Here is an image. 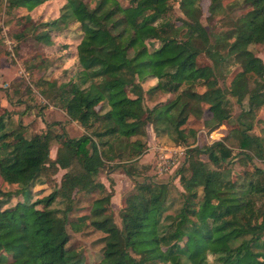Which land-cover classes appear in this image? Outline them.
Instances as JSON below:
<instances>
[{
    "label": "trees",
    "instance_id": "trees-1",
    "mask_svg": "<svg viewBox=\"0 0 264 264\" xmlns=\"http://www.w3.org/2000/svg\"><path fill=\"white\" fill-rule=\"evenodd\" d=\"M4 1L5 11H30L47 0ZM200 1L179 0L184 16L176 23L167 17L170 0H66L56 18L41 23L48 27L35 37L48 44L59 21L72 20L71 29L78 31L75 74L48 83L57 86L54 95L85 131L69 136L63 128L53 131L59 121H52L26 134L19 125L9 126V110L0 103V264H264V133L252 131L255 110L264 104V61L253 49L264 45V0H241L245 10L213 43L200 20ZM220 6L221 0H210L209 10ZM201 41L213 70L197 61ZM150 42H156L151 49ZM66 58L61 55V61ZM230 64L239 68L223 87L218 72ZM153 78L156 82L144 87ZM156 91L173 97L147 105L145 93ZM229 97L240 104L247 100L229 130L239 149L223 138L189 146L187 154L202 151L215 167L199 161V176L188 173L191 162L178 167L181 202L163 224L173 199L167 182L135 181L121 207L130 223L121 229L110 210L111 192L96 178L105 160L115 158V143L132 149L129 156L135 159L145 142L131 136L145 134L150 123L155 132L187 144L204 111L211 130L231 121ZM104 103L109 107L101 113L96 106ZM98 118L111 122L94 128ZM108 134L114 138H104ZM53 140L58 146L51 158ZM236 156L252 169L228 179L227 165ZM49 167L65 169L60 184L32 198L33 186ZM77 191L100 193L87 214L68 213ZM13 196L15 203L3 207ZM56 198L65 205H53ZM89 226L103 232L95 261L86 259L76 235L89 232Z\"/></svg>",
    "mask_w": 264,
    "mask_h": 264
},
{
    "label": "rangeland",
    "instance_id": "rangeland-1",
    "mask_svg": "<svg viewBox=\"0 0 264 264\" xmlns=\"http://www.w3.org/2000/svg\"><path fill=\"white\" fill-rule=\"evenodd\" d=\"M66 0H47L42 4L35 6L30 11L24 7L12 8L5 11V1L0 0V103L9 110V126H20L26 134L42 131L46 129V123H54L51 128L53 131H60L62 128L69 136H79L85 129L77 121L70 119L61 106L62 99L59 95H54L57 86L48 83L50 79L59 77L61 81H67L76 72V45L80 39L78 31L71 29L72 20L67 23L59 21L58 29L52 32V42L50 44L38 40L35 37L40 29L48 27L42 26L41 23L56 18L62 10ZM171 9L167 17L180 23L179 17L184 16L179 0H170ZM241 0H221V6L214 12H210V0H201L200 20L203 23L208 43H213L216 36L231 27L234 17L244 11L246 6L240 4ZM93 4V2L91 3ZM74 29V28H73ZM156 42H150L151 49ZM204 43L197 42L198 49L197 61L204 66L206 71L213 70L212 60L206 55L203 49ZM256 54L264 61V45L257 44L253 47ZM67 55L66 60L61 61V55ZM66 67V68H65ZM65 68V69H64ZM239 65L230 64L218 72V82L223 87H228L229 81ZM218 71V69H217ZM76 79V77H74ZM156 82V79H147L144 87ZM52 86V87H51ZM173 97V93L156 91L151 94L145 93V103L154 105L168 98ZM232 105L231 121L223 123L211 130L209 125L203 122L208 116L204 111L199 118L201 123L198 125L197 120L193 125L197 126L194 137L188 138L185 144L181 140L173 139L164 133L154 131L152 125H146V133L132 135L131 139L141 138L145 144L143 150L135 159L129 156V147L118 146L115 143V158L105 160V164L100 167L96 178L102 181L107 190L111 192L110 210L116 224L123 230L130 223L128 217L124 216L121 210L123 199L134 187L135 181L152 180L157 182H167L172 197V204L164 212L162 224L168 221V213H174L181 202V191L183 190L178 175V167L181 165L194 164L188 173L194 172L196 176L201 173L199 161H205L209 166L215 167L209 162L206 154L202 151L193 150L187 154L189 146H203L211 143L215 139L223 138L225 142L233 147H237L236 137L230 129L236 126V117L241 109L247 107V100L244 99L242 104L235 101L234 97H229ZM107 103L98 105L96 108L102 113L108 109ZM1 111V109H0ZM253 132L264 133V104L255 110L253 117ZM19 122V123H18ZM107 121L98 118L94 121V128L102 129ZM230 133V134H229ZM104 138L113 139L114 135L108 134ZM58 142L53 140L50 145V157L56 155ZM235 157L233 162L227 165L228 179H240L244 169H252L251 163H241ZM199 159V160H198ZM119 166L112 165L115 162ZM254 162L262 166V161L255 157ZM121 164H125L121 166ZM47 169V173L41 175L40 179L33 186L34 193L32 198L47 194L54 187L60 184L62 173L65 171L59 168L55 172ZM255 177V176H253ZM100 193L77 191L74 194L73 206L68 211L69 214L80 215L89 213L92 199ZM17 196H13L3 207L13 205ZM40 205V204H39ZM55 206H64L65 202L56 198L53 202ZM86 234L76 233L82 239L80 249L83 250L88 261H95L100 258V247L102 243L97 240L103 235L102 231L94 230L91 226L86 228ZM262 243V242H260ZM264 246V245H263ZM160 264V263H159Z\"/></svg>",
    "mask_w": 264,
    "mask_h": 264
}]
</instances>
